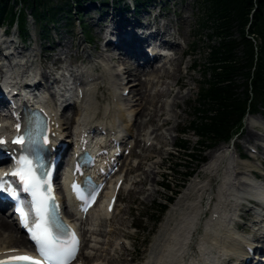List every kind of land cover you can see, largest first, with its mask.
<instances>
[{
  "label": "bare ground",
  "instance_id": "obj_1",
  "mask_svg": "<svg viewBox=\"0 0 264 264\" xmlns=\"http://www.w3.org/2000/svg\"><path fill=\"white\" fill-rule=\"evenodd\" d=\"M116 19H118V17L111 13L103 17V21H113L114 23L116 22ZM89 20L92 19L89 18ZM101 20L102 19H96L94 21L95 26H97L98 22ZM121 23L123 26L128 25V23L124 21H121ZM133 26L137 27V24H133ZM104 28L105 30H108V25H102V28L99 27L98 33L103 34L102 31ZM131 29L135 28L131 27L130 30ZM164 31L167 32L166 29H164ZM168 35H171L170 32ZM103 38L110 39L107 36H103ZM12 41L13 39L9 40V42ZM148 41L149 42L146 44L147 47L155 48V46H158L156 40H154V36H150ZM0 42H4L1 37ZM1 43L0 47L2 46ZM141 43L142 42L140 41L139 44ZM131 44L132 46L126 45L124 47L117 48L121 53V57H117L119 67L120 65L122 67L120 70L114 64H111L110 61L113 57L108 55L110 51L107 55L102 53L98 54V57L103 59L102 62L96 64L98 59V57H96L94 58L95 62L91 63L93 67L99 70L98 74H93L88 71L86 72V66L79 68L80 73H83V77H85V79H88V81L93 80V87L88 94L83 96L79 104L78 102H74L76 105H72V107L75 108L76 117V123L74 125H77L74 128L73 133L78 132L81 128L87 130L94 128V121L91 116H89V113L95 106L100 104V101L97 98L98 93H101L100 98L103 97V100L107 102L106 104L100 106L102 116L100 118L109 124H114L116 120L117 122H121L123 133L129 135L131 138H134L136 146L133 150L137 148L138 157L142 160H148V153L152 150H154L157 155L167 154L168 149L165 147L175 143L176 140L171 134L178 128V124L175 119L176 115L174 114V107H177L181 103L179 100L182 99L185 101L188 99L191 87L187 88L186 95L179 97L178 92L175 94L173 93L176 86L185 87L187 84L181 82V76L179 75L180 61H178V58L183 56L184 51H182L181 55L173 57L169 60L170 66H173L172 71H168L163 67H160L159 69L154 68V63H148L142 67H136L134 64L126 61V58L129 56H139V53H141V51H137V43L135 41H132ZM78 45V49H81L82 44L80 43ZM173 47H176L177 49L180 48L177 45H173ZM60 50H64L63 45L58 49L53 50L55 52V57L48 61L52 62V70L51 67H48L51 74H49L46 70H42L37 59L36 64L34 63V57L37 56V52H39L38 47H36L30 48L29 53L26 55L23 52L7 53V55L11 58V61L5 62L0 59V76H2V79H4L6 84L9 83L17 85L18 87L21 86L19 83L26 84L29 82L28 80L36 81L40 78V76L43 79H52L53 82H55L56 77L54 74L63 69L62 61L59 58H56L58 57L57 55H62L56 53V51ZM188 52H191V50L189 49ZM67 54L70 53L67 52ZM26 57H28V59ZM55 62L59 63L60 66H57ZM34 67H38L40 69L39 74L36 72ZM186 67H189V65L186 64ZM69 70L73 73V70L70 67H66V73ZM144 75L149 76V78L141 80L140 77ZM59 77H64V75L60 74ZM128 88L130 94L123 98L121 93ZM82 90L84 92L86 91L85 86H83ZM33 91L38 93L40 96L45 94L50 95V93H48V89L39 84L34 87ZM171 95L173 96V102L169 104L168 108H166L165 98L170 97ZM177 98L180 99L177 101ZM94 112L95 111H93V113ZM182 113H184V109L181 107L180 117ZM53 114L57 115L58 110L53 112ZM96 115L97 114H95V116ZM253 119L248 118L246 120L245 130L242 133V139L249 144L250 142L260 139L256 137L255 131L253 130V126L256 125L255 123H258V126L261 124L264 125V121H261V117L257 118L256 121H253ZM59 122L63 123L62 126L64 131L68 132L66 130L69 124L68 118L65 120L60 119ZM55 123H58V121ZM162 127H164L165 132L159 133V130ZM150 139H155L156 143L161 146L157 147L156 143H151L149 146H146V143ZM254 145L258 150V153L255 156H259L261 158V156L264 155V147L259 146L256 142ZM219 150L221 149L219 148L209 155V157L214 159L216 163L211 162L204 165L194 180L189 183V186L185 188L170 205L163 222L159 226L157 234L154 236L155 244L151 245V249L149 250L146 259L140 264H217L220 261H223L226 255L229 256V253L241 254L239 243L237 242L238 237L231 230V228L226 225L223 217L219 224H212L215 228L210 226L208 222L205 223L204 231L198 237V241H196L194 237L196 234L195 231L197 229V224L195 223L196 213L193 208V204L195 202H193L192 199L196 195V199L206 198V202L208 203L213 199L217 190L220 192L219 186H216L215 189L213 188L214 190H208L213 187L211 182L216 181L217 177L214 174L215 170L223 171V169L226 168V162L229 160L226 155L222 154L218 156L214 154ZM232 158L233 159L231 160L228 168H231L236 172L234 176H231V178H233V183H236L238 181V174H240L239 169L241 166H244L245 163L235 160L234 157ZM162 161V159L152 161L148 168L151 169L150 172H144V179H140L138 182L141 183L142 181H147L149 178H151L154 182V176L151 177V175L155 174ZM225 172H220V175ZM136 183L137 181L135 184ZM194 191L195 195H193ZM246 194H255L264 198V191L260 188H247ZM102 215L107 218L111 217L107 213H102ZM90 226L91 227H89V225L88 227L84 226L83 230L90 235L92 234V238L93 236H100L103 233L101 229L97 230V224L95 222H92ZM95 229L97 232L94 233ZM96 241L97 240L94 239V243H96ZM23 244L25 245V240L23 237L19 236V232H17L15 225L9 222L7 218L0 217V252L20 248ZM96 245L103 246L100 242H97ZM194 245L196 246L197 254L193 253L194 249L192 247ZM229 258L226 260V264L231 263ZM232 258L236 259L234 255H232Z\"/></svg>",
  "mask_w": 264,
  "mask_h": 264
},
{
  "label": "trees",
  "instance_id": "obj_2",
  "mask_svg": "<svg viewBox=\"0 0 264 264\" xmlns=\"http://www.w3.org/2000/svg\"><path fill=\"white\" fill-rule=\"evenodd\" d=\"M70 1L80 6L84 0ZM16 2L30 7L39 21L47 18L54 20L60 11V8L43 11V0H0V22L9 17L10 22H17L22 30L25 11H14L10 4ZM202 2L207 11L205 25L209 26L218 42L211 46L208 53L212 73L201 87L196 108L203 113V117L199 122H193L191 128L199 137L214 141L228 138L239 128L240 120L251 102L254 107L264 99V0ZM66 4L71 9L68 1ZM235 32L238 36H234ZM236 76L244 79L241 95L234 90ZM180 147L185 148V142H181Z\"/></svg>",
  "mask_w": 264,
  "mask_h": 264
},
{
  "label": "rangeland",
  "instance_id": "obj_3",
  "mask_svg": "<svg viewBox=\"0 0 264 264\" xmlns=\"http://www.w3.org/2000/svg\"><path fill=\"white\" fill-rule=\"evenodd\" d=\"M66 1H68V0H43V4L45 6L42 8V10L43 11H49V8L60 7ZM96 4L98 6V5H100V2L98 1V2H96ZM10 6H13V10H15V9H21L23 11L25 10V23L27 22V24L25 26H26V29H28V32L31 34V36H33L34 30H35V33H37V34L42 31L41 30V27H42L41 23L37 20H35L34 22L32 21L31 17L33 15H32V12L30 10V7L25 6V5H19V4H17V2L10 4ZM87 6L88 5L85 4V7H87ZM91 9H93V8H91ZM167 9L169 11H172L174 9V7L172 8V7L168 6ZM177 10H178V12H177L176 16H174L173 13H168V17L166 19L168 21H171L172 25H174V22L179 23V25L182 29V32L185 31L188 34V31H189L188 42L190 41V50H191L190 54H191V56H190V58L187 59L186 64L192 65V66H190V69L188 70L187 78H185L184 80H181V82H183L184 84H186V82L190 83L188 86L191 87V91L189 92L188 102L185 104L186 105L185 113H182L181 117H180V112H175V114H177V116H178V117H176V122L178 124L179 129H185L186 130L185 134L182 137L186 141V145L188 147L187 148L188 153H194V154L198 155V154H200V152H198L197 150L201 149L202 144L200 143V139L195 136V133H192L190 127H191V122L199 121L200 118L202 117V114L200 112L197 113V111H196V108H198L196 106V102L199 100V99H197L198 98L197 96H199V94H200V87L203 84H205L208 79H210L209 77L211 76L212 72L210 69L211 64L209 63V58H208L209 57L208 56V52H209L208 48H210V46H212V45H217L218 39L214 35L210 36L211 30L209 29V26L204 25L206 23L205 12H207V11H206V7L204 6V4L201 0H198L197 2L195 0H184V1L181 0L177 6ZM93 11H95V10H93ZM96 11H98V10H96ZM95 14H96V12L91 13L90 16H93ZM61 15H63L65 18H68V15L63 14V13H61L60 15H57L56 18L59 19V17ZM177 19H179V20H177ZM61 20L62 21L60 23L58 21V23L55 24V26H53L54 29L51 30L50 35L52 33H54V31L58 32V28H61V29H59V31H60L59 36L63 40V42L66 43L68 40L72 41V39L70 40V36L68 34H64L67 31H65V32L63 31L65 29L68 30V28H65V29L62 28L63 25L66 24L65 19L62 18ZM84 20H87V18H84ZM34 23H35V25H34ZM2 24H3V26H2L3 29L6 28L7 24H9L10 28H11V30H9V31L15 32L14 25L11 24L9 17L4 18L2 20ZM32 24L34 25V27ZM101 24H102V21L99 22V25H101ZM50 28H52L51 25H50ZM68 31H70V30H68ZM91 33H92V36L94 38L93 44H96L95 31H93ZM178 34L180 36V28H179ZM236 36H237V34H236ZM73 48H75V47H73ZM241 89H242V86H239L238 94L241 93V91H242ZM183 92L186 95V93H187L186 89H184ZM179 95H180V93H179ZM178 109H180V106ZM246 118H248V116H246L244 118L243 125H242V127H241V129L237 135L238 140L235 139L234 144L238 143L239 140H241L240 138L242 137V133L245 130V126H246V123H245ZM253 130L255 131L256 137L262 138L260 135H263V133L261 132L260 129H258L256 126H253ZM172 135L174 136V133ZM179 138L180 137H176V139H175L176 143L179 141ZM219 145L220 144H217L214 147L219 146ZM168 147H170V146H168ZM240 150L242 151L241 148H240ZM149 154H152L153 160H158V158L155 157V156H157V154H155L154 150L149 152ZM205 155H206V159H207L208 154L205 153ZM149 157H151V156H149ZM160 157H164L162 167L167 168L168 179H174V180L176 179L175 176H173V174H171V169L176 162L177 163L180 162L181 164L189 163V165H190V162L186 161L183 158L182 151H180V152L174 151L173 154H171V153L163 154V155H160L159 158ZM173 157H179V158H173ZM190 166H191V168L196 170L195 174L202 168V165H200L198 167H195L194 165H190ZM185 170L186 169H183V168L180 169L181 172H183ZM155 178L158 179L159 177L154 176V179ZM192 179H194V177H192ZM150 183L152 185H147V183H143V184L138 185V187H136V188L132 187L133 193H130V195L124 193V192H126V190L120 193L119 207L124 208L125 214H126L125 216H121L120 218L125 221V224H126L125 230L128 234L127 237H129V241L133 245L134 250H135V254L133 255V257H134L133 261L135 264H140L146 259L147 255H148V250L150 249V246L152 245V243H154L153 235L159 229V223L156 225L154 223L151 224L149 222V220L152 218V214L155 213V211L153 209L154 202L155 201H158L160 203L163 202L162 196H163L164 191H161L160 189L157 190V188H156L155 192L153 191L154 194L152 195V197L151 196L148 197V194L144 195V192H143L144 187L146 186V188L148 189V188H151L154 184L153 182H149V184ZM172 183H173V185H175L174 182H172ZM183 188L179 189V192L182 191ZM145 192L150 193V192H152V190H150V191L146 190ZM166 194L170 195V192H166ZM202 202L205 203L206 200H202ZM121 203H123V205ZM156 213H158V212H156ZM132 215H133V219L131 217ZM136 215H138V217H135ZM158 216H160V214H158ZM130 226L139 227L137 234L130 231V229H129ZM143 229H144V231L146 229H148L149 234L143 233L142 232ZM151 232L153 235L150 234ZM123 260H124L123 261L124 264H128L129 257L125 255L123 257Z\"/></svg>",
  "mask_w": 264,
  "mask_h": 264
},
{
  "label": "snow or ice",
  "instance_id": "obj_4",
  "mask_svg": "<svg viewBox=\"0 0 264 264\" xmlns=\"http://www.w3.org/2000/svg\"><path fill=\"white\" fill-rule=\"evenodd\" d=\"M17 130L19 131V125ZM26 136L27 141L25 135H20L12 143L21 145H25L26 142L36 143L32 132H27ZM4 143L5 141L0 139V145ZM43 143H47L46 137L43 138ZM37 167L26 156L19 157L12 171L0 176V193H7L13 201H17L15 212L18 214L20 225L29 233V239L33 242L37 255L42 259L38 260L24 253L0 260V264H69L75 256L78 241L75 234L70 233L58 218L50 182L43 178L48 176V173L38 176ZM9 176L16 178L20 185L19 189L13 187V181L7 178ZM72 187L74 191H78L77 185L73 184ZM20 191L30 194L31 201H21ZM78 198L84 200L87 205L89 201L95 199V190L87 198L83 194ZM82 210L86 211L87 208Z\"/></svg>",
  "mask_w": 264,
  "mask_h": 264
}]
</instances>
